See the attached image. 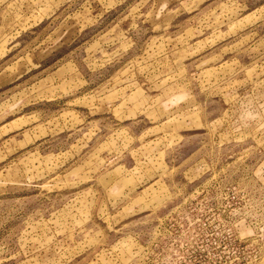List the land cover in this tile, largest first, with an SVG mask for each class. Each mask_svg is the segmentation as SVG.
I'll use <instances>...</instances> for the list:
<instances>
[{
  "label": "rangeland",
  "instance_id": "1",
  "mask_svg": "<svg viewBox=\"0 0 264 264\" xmlns=\"http://www.w3.org/2000/svg\"><path fill=\"white\" fill-rule=\"evenodd\" d=\"M0 264H264V0H0Z\"/></svg>",
  "mask_w": 264,
  "mask_h": 264
}]
</instances>
